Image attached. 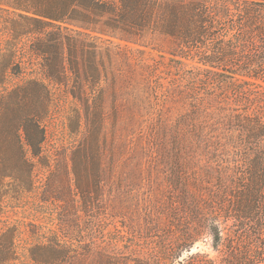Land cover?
<instances>
[{
    "label": "trees",
    "instance_id": "16d2710c",
    "mask_svg": "<svg viewBox=\"0 0 264 264\" xmlns=\"http://www.w3.org/2000/svg\"><path fill=\"white\" fill-rule=\"evenodd\" d=\"M145 30L170 37L176 48L173 64L161 65L172 88L152 69L153 92L207 111L173 132L180 192L190 149L206 148L209 159L230 170L227 199L206 217L219 256L191 253L180 264H264V0H0V264H77L100 247L81 244L72 229L46 226L39 215L50 186L37 185L35 173L51 156L45 118L64 106L56 90L87 111V134L70 160L72 191L89 196L102 110L92 32L137 37ZM23 191L30 200L18 210ZM180 228L187 235L189 227ZM100 263L128 264L114 253H101Z\"/></svg>",
    "mask_w": 264,
    "mask_h": 264
},
{
    "label": "rangeland",
    "instance_id": "374dc122",
    "mask_svg": "<svg viewBox=\"0 0 264 264\" xmlns=\"http://www.w3.org/2000/svg\"><path fill=\"white\" fill-rule=\"evenodd\" d=\"M92 34L102 91L97 177L86 178L92 190L89 196L72 191L70 156L87 134V111L56 90L55 99H63L64 106H54L45 118V147L51 156L46 166L35 168L37 185L45 180L50 184L47 201L39 203L45 205L39 214L43 224L72 229L81 244L93 241L100 246L78 258L77 264H101V253H114L128 264H180L197 252L218 257L206 217L227 199L230 170L209 159L206 148L190 149L184 159V192H180L177 146L172 141L174 131L193 125L187 119L199 121L207 111H189L188 100L169 92L155 94L154 82L148 79L149 71L156 70L155 78L172 88L171 74L161 72L163 61L173 64L172 39L154 30L137 37ZM216 177L221 178V188H216ZM22 195L14 204L18 210L31 196L26 191ZM185 226L189 228H183L187 235L182 237L180 227Z\"/></svg>",
    "mask_w": 264,
    "mask_h": 264
},
{
    "label": "water",
    "instance_id": "95a60500",
    "mask_svg": "<svg viewBox=\"0 0 264 264\" xmlns=\"http://www.w3.org/2000/svg\"><path fill=\"white\" fill-rule=\"evenodd\" d=\"M176 264H178V263H176Z\"/></svg>",
    "mask_w": 264,
    "mask_h": 264
}]
</instances>
